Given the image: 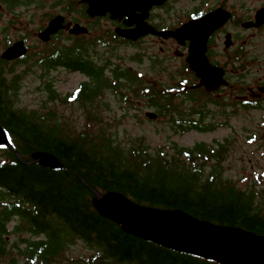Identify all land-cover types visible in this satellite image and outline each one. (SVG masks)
Instances as JSON below:
<instances>
[{"label": "trees", "instance_id": "1", "mask_svg": "<svg viewBox=\"0 0 264 264\" xmlns=\"http://www.w3.org/2000/svg\"><path fill=\"white\" fill-rule=\"evenodd\" d=\"M8 1L10 7L18 3ZM67 40L70 45L62 44ZM96 40L102 38L71 40L59 35L57 43L53 41L36 53L32 65L44 72L64 68L82 74L88 81L73 96L81 103L92 102L110 90L127 103L133 101L129 97H139L159 119L169 118L178 132L214 130L213 121H207L208 98L184 90L181 82L169 88L155 80L146 83L128 68L109 60L97 61L91 50ZM29 57L15 64H26ZM7 66L13 64L0 59V126L13 149L0 148V259L8 258L7 264H20L18 257L21 264H68L64 254L76 241L92 252L78 264H217L125 234L94 210V192L119 193L136 205L178 210L203 222L264 237V190H256V184L242 188L224 178L222 163L228 155V140L214 145L197 143L191 149L177 147L180 160L162 150L151 153L141 140L121 147L106 133L73 134L49 110L40 115L15 107L18 77L9 79L13 70ZM43 87L53 100L51 83L45 82ZM68 100L70 95L63 97L65 103ZM200 100L203 104H196ZM245 107L258 105L250 102ZM40 152L53 155L62 167L51 170L32 164L31 155ZM12 219H17V225L9 230ZM16 233L24 237L9 250L6 239Z\"/></svg>", "mask_w": 264, "mask_h": 264}, {"label": "rangeland", "instance_id": "2", "mask_svg": "<svg viewBox=\"0 0 264 264\" xmlns=\"http://www.w3.org/2000/svg\"><path fill=\"white\" fill-rule=\"evenodd\" d=\"M185 1L182 2V6H187L188 3ZM8 2V0L4 2L0 0V52L4 50L7 42L11 44L22 39H25L30 49L28 53L30 59L26 64L7 66L8 69L13 70L8 78L18 77L19 91L15 101L16 108L27 112L34 111L40 115H46L49 110L55 114L56 118L64 121L65 128L68 127V131L73 134L85 131L92 136H97L106 133L121 147H128L141 140L151 153L162 150L161 152L165 155L174 156L180 160L182 155H177V147L191 149L197 143L214 145L216 142L228 140L230 143L228 155L222 163L225 169L224 178L242 188L256 184V190H264V179H262L264 178L262 176L264 175V132L262 131L264 130V101L259 102L260 109H242L235 98L236 93L230 86L226 87L222 94L212 96L215 99H213L214 104H205V109L210 112L207 115V121H213L215 128L204 133L193 129L178 132L172 127L169 118L161 117L151 121L145 117V113L155 111L147 108L142 99L137 96L129 97L133 101L129 100L127 103L126 100H118L110 90H105L101 96L99 95L89 103L84 104L73 98L65 103L63 97L75 91L81 83L88 81L87 78L76 71L64 68L44 72L38 66L32 65L36 53L41 48L44 49L38 42L36 33L47 23L49 16L56 15L60 9L52 7L54 0H31L29 3L27 0H17L18 3L13 7H10ZM71 8L72 6L69 10ZM74 8L79 9L77 6ZM65 14L67 19H74L72 15ZM100 32L98 28L90 30L86 40H92V37ZM247 34L249 33H244V35ZM67 43H69L68 40L62 42V44ZM93 49L91 47V50ZM178 49L173 42L162 43L148 39L135 48L114 43L105 48L97 47L94 50V58L97 61L109 60L111 64L130 68L132 72L141 75L145 82L155 80L169 88L185 79L186 82L188 81L185 86H190L191 74L184 70L183 59L177 56ZM247 49L248 53L252 52V56L256 59L244 67L243 81L240 82L244 83V91L240 96L255 93L257 87L264 83V30L256 34L252 46H247ZM230 73L237 75V72L233 70ZM45 82L51 83V88L55 91L53 100L48 98L44 90ZM233 84L236 85V83ZM228 96H231L229 103L225 101ZM180 100L178 98L177 103L182 106ZM217 101L226 102L227 105H221ZM196 104L202 105L203 100L197 101ZM259 130L262 131L261 135L253 138ZM211 165L212 163L206 167V170L210 169ZM257 176L258 179H255ZM16 222L17 219H12L7 225L8 229L13 230L17 225ZM21 237L24 236L20 233L10 235L6 239L9 241L8 249L10 250ZM66 251L64 263L68 264H78L87 260L92 254L91 250L80 241H76ZM17 255L14 253V256ZM18 258L21 264L22 260ZM8 262V258L0 259V264Z\"/></svg>", "mask_w": 264, "mask_h": 264}, {"label": "flooded vegetation", "instance_id": "3", "mask_svg": "<svg viewBox=\"0 0 264 264\" xmlns=\"http://www.w3.org/2000/svg\"><path fill=\"white\" fill-rule=\"evenodd\" d=\"M88 1L54 0L52 7L60 9L56 15L64 16L66 25L71 27L79 24L87 28L88 32L98 28L101 30L98 36H110L121 46L135 48L148 39L162 43L173 42L181 50L178 49L176 52L177 56L183 59V66H187L189 47L197 48L203 45L207 62L212 67L224 71V80L227 87L230 86L232 90L233 83L243 84L240 82L243 81L244 67L256 59L252 52L248 53L247 46L251 47L256 34L264 30V23L256 25V16L264 11V0H127L129 4L118 17L115 15V19H112L110 14L88 17L86 14ZM183 1L188 3L189 8L182 6ZM70 6L72 8L69 10ZM74 6L79 9H75ZM218 11H223L221 15L227 18L222 23H216L209 33L206 23L199 24V21ZM65 13L72 15L74 19H67ZM189 22L192 23L190 36L179 35L166 39L160 36L161 33L178 31ZM117 30L126 31L133 38L130 40L121 38L117 35ZM245 32L249 34L244 35ZM64 33L68 34V30ZM231 70L236 71L237 75L232 73V76ZM190 73L192 84H198L200 77L197 72ZM224 90H219L215 95L222 94ZM253 96L264 100V96L258 94ZM235 98L237 101L241 99L238 94ZM242 99H246V96Z\"/></svg>", "mask_w": 264, "mask_h": 264}, {"label": "water", "instance_id": "4", "mask_svg": "<svg viewBox=\"0 0 264 264\" xmlns=\"http://www.w3.org/2000/svg\"><path fill=\"white\" fill-rule=\"evenodd\" d=\"M129 4L127 0H89L88 14L91 17L105 13L120 14ZM221 19L214 17L211 21ZM63 19L58 17L49 22L46 30L38 35L44 42L50 35L63 28ZM188 24L181 32L191 33ZM85 30L75 27L71 33L79 34ZM174 35V34H173ZM126 37H131L125 35ZM168 37V34H164ZM186 36V34H185ZM189 36V35H188ZM204 47L196 48L200 59L199 65L188 62L201 75L203 86L207 92L215 91L223 81L222 71L209 67L203 57ZM26 48L23 42L14 44L2 53L3 60H13L23 56ZM264 93V88L260 90ZM146 117L155 119L156 115L147 113ZM9 146L6 136L0 127V146ZM31 163L55 170L62 167L59 161L48 153L31 155ZM92 206L98 215L120 227L125 234L172 250L188 254L217 264H264V237L233 227L217 226L200 221L178 210H160L134 204L119 193L100 194L94 192Z\"/></svg>", "mask_w": 264, "mask_h": 264}]
</instances>
